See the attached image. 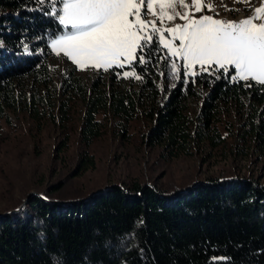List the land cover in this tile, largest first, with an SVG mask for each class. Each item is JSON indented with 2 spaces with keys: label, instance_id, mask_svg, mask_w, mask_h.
I'll use <instances>...</instances> for the list:
<instances>
[{
  "label": "trees",
  "instance_id": "16d2710c",
  "mask_svg": "<svg viewBox=\"0 0 264 264\" xmlns=\"http://www.w3.org/2000/svg\"><path fill=\"white\" fill-rule=\"evenodd\" d=\"M55 7L0 0V118L19 106L36 118L55 107L61 120L67 114L69 99H57L58 88H51L47 53L48 41L63 29ZM164 55L162 49L143 66L130 67L139 90L86 84L71 72L61 92L83 104L76 164L40 194L0 212V264H264V85L228 79L211 67L181 73L163 95ZM141 96L151 101L144 114L152 121L142 141L162 145V157L188 155L201 143L228 145L233 154L252 150L257 174L183 179L173 186L131 180L72 188L68 179L95 166L88 148L104 120L116 121L124 135ZM196 97L191 115L187 101ZM224 107L238 115L223 121Z\"/></svg>",
  "mask_w": 264,
  "mask_h": 264
},
{
  "label": "rangeland",
  "instance_id": "374dc122",
  "mask_svg": "<svg viewBox=\"0 0 264 264\" xmlns=\"http://www.w3.org/2000/svg\"><path fill=\"white\" fill-rule=\"evenodd\" d=\"M175 2L178 5V0ZM185 2L188 3L189 0ZM44 3L56 6L59 14H62L60 9L63 5L59 3V0L55 5L52 4V0H44ZM206 3L214 4V10L208 11L206 6L201 12H195L192 9L194 18H201L207 14L225 22H239L254 16L255 8L264 7V0H240V2L237 0H206ZM158 9L159 2L154 5V10L158 11ZM177 10L184 11L179 8ZM148 18L152 19L151 16ZM184 23L185 21L180 19L166 20L163 24L158 22L157 26L174 27ZM68 32L69 29L63 26L62 31L48 41V52L46 50L50 55V67L53 74V87L51 88H58L57 99H69L65 118L61 120L57 107L44 113L42 117L36 118L20 106L6 110L5 117L0 118V212L14 208L27 194H40L46 186L56 182L76 164L80 150L78 139L83 104L74 95L61 92V85L66 82L71 72L82 76L86 84L98 80L101 85L105 83L107 86L118 89H140V79L128 65L123 68L112 66L108 70L102 67L96 68L90 64L79 66L65 56L63 51L59 54L53 51L52 41ZM165 39L171 40L167 32H165ZM173 43L179 46V40ZM25 49L27 51L31 49L29 42L25 44ZM164 51L169 64L167 63L163 78L158 81L163 95L179 79L174 75L171 66L173 62L180 65V74L188 75L183 67L186 62L179 56L172 57L170 53H167V49ZM211 67L216 68L217 66L212 65ZM211 67L205 65L204 69ZM200 69V65H195L188 71L195 73ZM109 71H114V73L111 75ZM125 72H132L134 75L125 77L123 75ZM200 99L196 97L187 101V111L191 115L198 109ZM141 102L138 116L126 124L124 135L120 134V126L116 121L104 120L105 127L102 133L93 139L88 148L93 155L95 166L82 170L68 179L66 182L70 183L72 188L85 190L109 183L123 184L131 180L154 186H173L183 179L207 180L214 177L257 174L259 163L256 162L254 152L248 150L245 156L233 154L230 153L228 145L210 147L206 143H201L195 145L192 153L188 155L162 157V152H165L162 145H147L142 141V134L146 133L152 121L144 114L145 110L150 107L151 101L141 96ZM235 115L238 114L234 113L231 108L224 107L220 117L225 121L234 118ZM51 117H54V120H51ZM65 140L66 146L62 147L61 143Z\"/></svg>",
  "mask_w": 264,
  "mask_h": 264
},
{
  "label": "snow or ice",
  "instance_id": "6c2138e0",
  "mask_svg": "<svg viewBox=\"0 0 264 264\" xmlns=\"http://www.w3.org/2000/svg\"><path fill=\"white\" fill-rule=\"evenodd\" d=\"M57 2L52 0L53 5ZM157 2L159 9L155 11ZM37 3L43 5L44 0ZM59 3L63 5L62 14L55 11L51 14L58 15L59 24L69 32L54 39L51 47L57 54L63 51L79 66L90 64L105 70L112 66L141 67L167 49L172 57L179 56L186 62L183 67L188 75H192L188 70L195 65L203 70H207L205 65H215L213 71L223 70L221 75L228 79L264 85V7L255 8L251 18L225 22L207 14L194 18L192 9L201 12L206 6L208 11L214 10V4L206 0L188 3L178 0V5L175 0H59ZM176 19L185 23L157 26L158 22ZM165 32L171 40L165 39ZM175 40H179V46L174 45ZM171 66L174 75L180 78V65L173 62ZM230 67L235 69L234 73L230 74Z\"/></svg>",
  "mask_w": 264,
  "mask_h": 264
},
{
  "label": "water",
  "instance_id": "95a60500",
  "mask_svg": "<svg viewBox=\"0 0 264 264\" xmlns=\"http://www.w3.org/2000/svg\"><path fill=\"white\" fill-rule=\"evenodd\" d=\"M30 195V194H29Z\"/></svg>",
  "mask_w": 264,
  "mask_h": 264
}]
</instances>
